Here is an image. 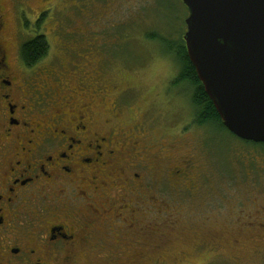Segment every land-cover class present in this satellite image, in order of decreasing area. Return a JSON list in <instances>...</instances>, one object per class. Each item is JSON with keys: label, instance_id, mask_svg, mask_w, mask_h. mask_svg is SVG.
I'll list each match as a JSON object with an SVG mask.
<instances>
[{"label": "flooded vegetation", "instance_id": "af4514ba", "mask_svg": "<svg viewBox=\"0 0 264 264\" xmlns=\"http://www.w3.org/2000/svg\"><path fill=\"white\" fill-rule=\"evenodd\" d=\"M27 1L0 0V264H83L125 254L142 264L143 254L166 249L173 236V185L186 195L211 191L201 205L207 221L220 212L212 164L188 154L172 165L167 143L144 145L150 123L133 117L130 128L121 118L135 87L118 90L97 45L72 50L79 55L73 72L65 71L72 54L53 46L28 63L19 33L27 24L36 33L49 7L39 5L31 21L23 15ZM104 107L110 113L99 119ZM255 179L248 203L234 204L233 212L241 232L257 234L260 253L264 175ZM217 239L201 244L217 249ZM242 244L233 239L235 248Z\"/></svg>", "mask_w": 264, "mask_h": 264}, {"label": "rangeland", "instance_id": "374dc122", "mask_svg": "<svg viewBox=\"0 0 264 264\" xmlns=\"http://www.w3.org/2000/svg\"><path fill=\"white\" fill-rule=\"evenodd\" d=\"M42 1H27L29 8L23 10V15L28 20L36 19L39 5L49 7V10L42 21L43 26L39 30L36 27V33L30 24L20 31L22 39L45 34L54 51L70 52L73 58L67 61L66 72L77 70L79 55L73 49H85L87 43L97 45L106 53L107 75L119 78L115 84L118 90L128 87L129 82L135 87L130 92L131 101L126 100L129 111L121 118L124 123L131 122L130 128L136 123L131 120L133 117L139 122L144 117L150 123L148 141L145 140L144 145L148 142L155 145L167 143V162L172 165L182 163L188 154L203 161L204 167L207 160L212 164L213 171L208 173L212 179L210 185H216V199L221 201L220 212L213 213L207 221L204 216L209 213L203 212L201 205L211 191L186 195L173 185L171 208L176 219L173 236L166 249H149L143 254L141 263L264 264V243L258 248L263 252L256 253L254 239L257 234L250 230L241 232L233 212L234 204L240 205L245 200L248 203L247 195L255 190V176L264 175V148L217 126L201 127L193 123L194 107L190 97L193 88L186 82L175 83L180 71L179 63L169 55L170 49L167 48L170 43L180 44V38L187 30L188 10L183 1ZM171 4H174V9L169 8ZM77 27L85 28V32L72 31ZM116 90L115 93L118 92ZM101 111L103 114L99 119L110 113L106 107ZM198 149L204 150V155H200ZM159 150L155 147V151ZM211 235L220 239V242L217 239V249L208 242L201 244ZM234 238H240L243 243L239 249L233 246ZM130 258L127 254L121 255L120 259L92 257L83 264H140Z\"/></svg>", "mask_w": 264, "mask_h": 264}, {"label": "water", "instance_id": "95a60500", "mask_svg": "<svg viewBox=\"0 0 264 264\" xmlns=\"http://www.w3.org/2000/svg\"><path fill=\"white\" fill-rule=\"evenodd\" d=\"M198 78L224 125L264 143V0H182Z\"/></svg>", "mask_w": 264, "mask_h": 264}, {"label": "trees", "instance_id": "16d2710c", "mask_svg": "<svg viewBox=\"0 0 264 264\" xmlns=\"http://www.w3.org/2000/svg\"><path fill=\"white\" fill-rule=\"evenodd\" d=\"M173 5L174 4H171L169 8L174 9ZM163 41L167 42L166 40ZM49 48L50 44L46 35L38 33L34 38L27 40L23 45L25 60L28 63H32L39 57L44 56ZM167 48L170 49L168 50L169 55L179 63L180 71L176 77L175 83L178 84V82H186L193 88L192 102L196 113L195 122L199 126H217L221 130L228 131L221 116L215 108L213 101L207 94L203 83L198 78L196 68L189 58L185 41L183 40V35L180 38V44L170 43ZM250 143H253L254 146H261L264 148V143H257L254 141H250Z\"/></svg>", "mask_w": 264, "mask_h": 264}]
</instances>
